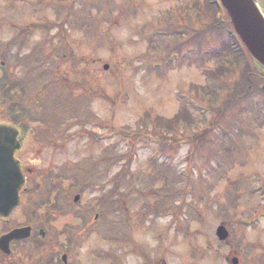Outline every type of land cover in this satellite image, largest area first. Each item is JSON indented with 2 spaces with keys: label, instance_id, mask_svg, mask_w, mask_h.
I'll list each match as a JSON object with an SVG mask.
<instances>
[{
  "label": "rangeland",
  "instance_id": "1",
  "mask_svg": "<svg viewBox=\"0 0 264 264\" xmlns=\"http://www.w3.org/2000/svg\"><path fill=\"white\" fill-rule=\"evenodd\" d=\"M17 1L0 0V58L5 57L6 73L19 81L26 78L28 112L36 115L35 104L45 105L40 114L56 129L50 143L39 145L35 139L47 126L29 124L30 133L18 156L34 170L23 211L31 213L33 206L38 220H44L45 207L37 211L34 197L28 196L35 187L37 194L41 191L38 201L52 190L50 203L61 201L66 206L68 200L73 202L75 190H81L82 207L99 201L106 205L93 211L92 233L87 232L81 254L82 240L76 242L81 260L77 264H120V233L133 247L122 264H144L141 259L145 263L162 259L167 264H231L233 257L239 258V264H264V198L251 191L259 183L264 185V127L250 128V124L254 128L251 118L258 114L259 97L243 105V137L235 134L238 112L205 143L190 137L211 127L213 113L196 122L199 128L188 131L184 126L181 132H169L165 143L151 135L155 117L176 115L180 94L187 95L192 85L207 84L198 60L216 41L203 33L220 16L207 10L205 0ZM210 31L217 37L211 26ZM7 42L14 43L6 54ZM46 45L49 54L38 50ZM26 56L30 57L22 65ZM80 61L84 65L75 64ZM52 62L59 64V71ZM104 65H109L108 71ZM239 76L236 71L235 77ZM3 107L0 104V110ZM202 114L196 112L195 117ZM222 130L238 150H224ZM169 162L173 170L167 174ZM77 167L84 172L76 176L84 185L72 189L75 180L71 179L64 184L70 195L53 191V180L48 179L73 173ZM248 184L253 188H245ZM113 189L117 194L109 197ZM230 191L236 208L228 215L221 213L219 205L227 204ZM166 202L170 210L155 214L157 207H167ZM97 212L100 220L95 221ZM53 216L50 231L58 226L66 231L82 227L71 213ZM222 222L236 236L233 246L223 245L216 236ZM28 246L23 249L33 258L43 253ZM27 254L2 264H43ZM143 255L149 259H140Z\"/></svg>",
  "mask_w": 264,
  "mask_h": 264
},
{
  "label": "trees",
  "instance_id": "2",
  "mask_svg": "<svg viewBox=\"0 0 264 264\" xmlns=\"http://www.w3.org/2000/svg\"><path fill=\"white\" fill-rule=\"evenodd\" d=\"M205 3L208 11L213 12L214 14L216 13L217 16H220L218 18H214L208 24V30L203 33H210L214 37V41H216L213 42L215 45L212 46V48L202 52L204 55L200 60H198L201 63L200 67L202 68L207 84L201 86L192 85V88L189 91V96L180 95V107L175 116H157L154 118L151 124V135H154L155 137L157 136V138H159L158 140H160V143L167 142L166 137L171 131L181 132L183 130L182 127L184 126L188 131L193 130L194 127L199 128L200 124H196V122L201 123V119H203L205 115L209 113H213L214 118H212L210 122L211 127L203 129L204 131L200 132V134H192L193 136L190 137L191 140L194 138L201 143H205L206 138L209 137L212 132L220 129L222 124L227 123V118L232 116L233 113L237 112L238 113L235 116V119L237 122L236 127L238 132L235 133L234 131V133L239 137H243L246 135V132L240 128V126H243V105L254 100L252 99L254 97H259L260 103L258 104V108L255 107L258 114L252 116L251 118V121L255 123L254 128L252 127V124H250V128L256 131L257 128L264 127V70L252 60L239 36L235 33L234 28L231 25L229 18L225 14L219 0H205ZM210 26L214 32L217 33V37L211 33ZM38 27L39 26H37V28ZM41 27L43 26H40L39 28ZM46 47L49 49V45H46L41 49L39 48L38 50L47 53L45 51ZM52 49L54 48L50 47V51ZM177 58H180L179 55H177ZM52 63L59 71V64L57 62ZM52 63L43 64L44 68L50 67L53 65ZM0 69L5 73L4 76H6L0 80V102L7 104L9 103L8 99L10 98L8 90L10 87L8 78L9 75L6 73V68L0 65ZM236 71L240 73L238 78L235 77ZM50 96H47V98ZM16 97L21 98V100L24 99L23 96H14L13 100H15ZM250 99L252 100L249 101ZM35 106H37L39 110L46 108L45 105L35 104ZM11 108H14V106ZM192 110H195L194 114ZM196 112L203 114L200 115V118H197L195 117ZM28 116L31 123H42L47 126V130L44 132L40 131V134L37 136L39 142L49 140L54 136L56 129L53 126H49L51 122L50 119L40 113L33 115L31 111ZM140 126L147 128V124H140ZM226 126H228V124H226ZM24 127H26V125ZM221 134L222 136L220 138L224 142V144L221 143V145L226 152H233L236 149L238 150L237 146L233 142L232 137L228 135L225 130H222ZM178 135L180 136L181 134ZM232 164H234V162H232ZM172 170V166L169 163L165 171L167 174H169L172 173ZM79 171L84 174L82 169L78 168L76 172ZM166 177V180L168 181L170 177L168 175ZM71 179H74L76 183H79V177L71 175L69 180ZM82 185H84V183H82ZM234 185L237 189L238 182L236 184L234 183ZM72 186L75 185L72 184ZM90 187L93 188L92 185H90ZM251 187L253 188L252 184L245 185V188L248 190L249 188L251 189ZM251 191L253 194L256 193L262 195V198H264V186L261 183L258 184V188H253ZM116 194L117 189H113L110 191L109 197L115 196ZM232 194L233 191H230L226 205H219L220 208L227 214H229V211L236 208L235 200H232ZM176 196L178 197L180 194L178 193ZM101 200L103 202V198ZM166 204L167 207L165 208H162V206L157 207L155 214L161 215L162 213L167 212V210H170V208H168L169 204L167 202ZM192 216H196V213L193 212Z\"/></svg>",
  "mask_w": 264,
  "mask_h": 264
},
{
  "label": "water",
  "instance_id": "3",
  "mask_svg": "<svg viewBox=\"0 0 264 264\" xmlns=\"http://www.w3.org/2000/svg\"><path fill=\"white\" fill-rule=\"evenodd\" d=\"M236 32L252 58L264 68V13L261 0H221ZM18 132L13 128L0 127V216H8L19 204V191L25 183L19 162L14 154L19 144ZM27 230H18L0 239V248L9 252V243L28 236ZM222 239L225 230L219 229Z\"/></svg>",
  "mask_w": 264,
  "mask_h": 264
},
{
  "label": "flooded vegetation",
  "instance_id": "4",
  "mask_svg": "<svg viewBox=\"0 0 264 264\" xmlns=\"http://www.w3.org/2000/svg\"><path fill=\"white\" fill-rule=\"evenodd\" d=\"M97 218H98V217H97ZM25 226H27V225L24 224V225H22V226L11 227L10 229H8V230H6L5 232H3L2 234H5V233L11 231V230L14 229V228L25 227ZM32 234H33L34 237H36V232H35L34 229L32 230ZM25 243H26L25 241L14 242V243L12 244V252L16 251V250L19 249L20 247H23V246L25 245ZM145 264H159V263H158V262L153 263V261H150V259H149V262H148V263H145ZM160 264H161V263H160Z\"/></svg>",
  "mask_w": 264,
  "mask_h": 264
}]
</instances>
